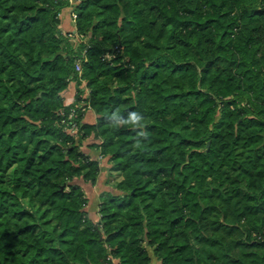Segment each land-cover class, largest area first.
<instances>
[{"label":"trees","instance_id":"obj_1","mask_svg":"<svg viewBox=\"0 0 264 264\" xmlns=\"http://www.w3.org/2000/svg\"><path fill=\"white\" fill-rule=\"evenodd\" d=\"M81 77L95 123L61 96ZM117 111L147 139L113 127ZM91 134L121 179L88 212ZM148 250L264 264V0H0V264H151Z\"/></svg>","mask_w":264,"mask_h":264},{"label":"rangeland","instance_id":"obj_2","mask_svg":"<svg viewBox=\"0 0 264 264\" xmlns=\"http://www.w3.org/2000/svg\"><path fill=\"white\" fill-rule=\"evenodd\" d=\"M71 1V0H70ZM68 12L66 11H62L60 14V17L62 20H64L65 18H67L68 23L71 24L72 27V36H71V42L73 44H75L79 39V36L75 33V28L73 26V19L75 18V15L70 12L69 15H67ZM77 71L78 74H81V69H80V64H77ZM81 83L78 85L76 83V81H71L68 84V87L66 88L65 91H63L61 93V96L64 99V104L68 105V106H73L74 108L71 110L74 111L76 109V111H80L83 116H82V121L85 123H95V113L94 111L89 108L88 103H87V98L89 95V88L87 87V82L82 79L81 77ZM80 89L83 91L82 95H81V102H77L75 101V93L77 92V90ZM74 111V112H76ZM70 112V113H71ZM77 115V113H74V115ZM70 115V114H69ZM70 117V116H69ZM75 117V116H74ZM73 117V119H74ZM71 133H76L77 132V128L76 126H74V128L72 130H70ZM100 143L99 140H95L93 137V134H91L88 138H86L85 140L82 141V145H81V150L84 151L85 153L89 152L90 156L91 155H95L94 157H96V161L98 164V179L97 182L94 185H89V183H83L81 182V180H79L82 184H84V193L85 195L89 193V197L88 200L90 199L88 208H86V210L89 212L91 207L93 206V203H98L97 200L99 198V196L101 195V193H103L104 191H102L100 193V189L98 184H100V187L103 188V190L107 189V188H114L117 184L118 181H120V177L118 176V174L116 172H114L111 167L113 166L112 163H110L109 157L108 156H103V154H100L101 149L98 148V144ZM95 144V146H94ZM94 146V147H93ZM92 153V154H91ZM101 180V181H100ZM100 181V182H99ZM86 185V186H85ZM86 187L89 188L86 191ZM106 187V188H105ZM90 190V191H89ZM94 193V194H93ZM93 194V195H92ZM87 197V195H86ZM103 198V197H102ZM101 198V199H102ZM96 201V202H95ZM95 204V205H96ZM90 207V209H89ZM96 210V209H95ZM97 212V210H96ZM95 212V214H96ZM99 220V217L97 216L94 221ZM148 254L151 257V264H159L155 258H153L152 253L150 250H148ZM113 263H116V261L114 260Z\"/></svg>","mask_w":264,"mask_h":264},{"label":"clouds","instance_id":"obj_3","mask_svg":"<svg viewBox=\"0 0 264 264\" xmlns=\"http://www.w3.org/2000/svg\"><path fill=\"white\" fill-rule=\"evenodd\" d=\"M108 119L113 127L119 128L122 126H131L133 129L140 130L138 133L140 137L144 139H147L148 137V133L144 129V125L142 123L143 117L138 112H130L128 114V118L123 119L117 111L113 113Z\"/></svg>","mask_w":264,"mask_h":264},{"label":"built area","instance_id":"obj_4","mask_svg":"<svg viewBox=\"0 0 264 264\" xmlns=\"http://www.w3.org/2000/svg\"><path fill=\"white\" fill-rule=\"evenodd\" d=\"M77 68H78V67H77ZM74 113H75L74 111H72V112L70 113V115H69V116H70L69 119H70V118H73V117L75 116Z\"/></svg>","mask_w":264,"mask_h":264}]
</instances>
